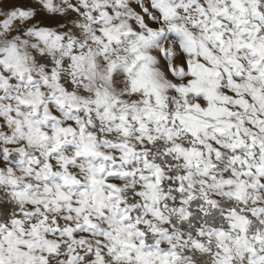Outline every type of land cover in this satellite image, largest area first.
Here are the masks:
<instances>
[{
	"label": "snow or ice",
	"instance_id": "1",
	"mask_svg": "<svg viewBox=\"0 0 264 264\" xmlns=\"http://www.w3.org/2000/svg\"><path fill=\"white\" fill-rule=\"evenodd\" d=\"M0 264H264V0H0Z\"/></svg>",
	"mask_w": 264,
	"mask_h": 264
}]
</instances>
